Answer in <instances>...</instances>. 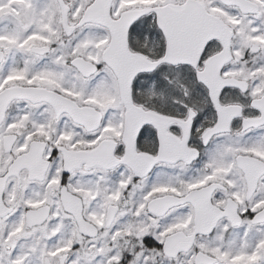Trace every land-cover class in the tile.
Segmentation results:
<instances>
[{"label":"snow or ice","instance_id":"6c2138e0","mask_svg":"<svg viewBox=\"0 0 264 264\" xmlns=\"http://www.w3.org/2000/svg\"><path fill=\"white\" fill-rule=\"evenodd\" d=\"M0 264H264V0H0Z\"/></svg>","mask_w":264,"mask_h":264}]
</instances>
